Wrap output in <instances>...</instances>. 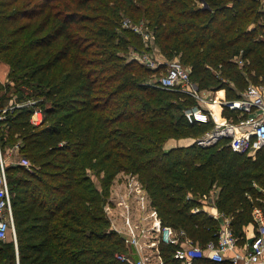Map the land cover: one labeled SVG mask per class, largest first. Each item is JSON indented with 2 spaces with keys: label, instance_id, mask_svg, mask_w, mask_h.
Masks as SVG:
<instances>
[{
  "label": "trees",
  "instance_id": "obj_1",
  "mask_svg": "<svg viewBox=\"0 0 264 264\" xmlns=\"http://www.w3.org/2000/svg\"><path fill=\"white\" fill-rule=\"evenodd\" d=\"M124 16L143 19L154 43L124 28ZM154 46L188 66L199 89L238 98L264 81V0H0V63L17 101H35L0 129L2 144L6 134L11 146L19 142L33 165L8 168L17 246L0 242V264H129L116 258L128 249L105 211L121 172L139 177L162 224L201 247L217 243L222 227L205 209L212 195L238 244L246 241L245 227L264 205V147L253 158L226 140L192 143L212 127L186 120L196 100L149 85L164 66L118 53ZM3 88L0 108L10 98ZM35 108L40 125L30 121ZM172 139L187 141L167 149ZM183 247V238L161 242L164 263L182 264L175 253Z\"/></svg>",
  "mask_w": 264,
  "mask_h": 264
},
{
  "label": "built area",
  "instance_id": "obj_2",
  "mask_svg": "<svg viewBox=\"0 0 264 264\" xmlns=\"http://www.w3.org/2000/svg\"><path fill=\"white\" fill-rule=\"evenodd\" d=\"M122 26L139 34L145 43H154V34L144 23H134L130 18L124 17ZM136 53L139 57L132 54L131 58L151 69L165 67L160 75L151 78L149 85L178 91L196 100L197 105L184 110L188 123H212L211 129L202 136L193 138L192 143L207 148L226 140V145L238 153H251L264 147V81L259 84L250 83L238 98H218L213 90L199 89L191 79V69L182 64L179 58L162 61L153 58L147 50ZM234 59L240 65L244 63L241 56ZM33 104L34 100L15 101L1 107L0 129L9 113L16 108ZM43 117V111L35 108L30 121L34 125H40ZM3 149L0 135V242L7 241L10 233L17 240L8 168L20 165L33 170V165L20 153L19 142L11 146L9 157H4ZM118 179V191H111L105 206L111 228L124 237L128 249L127 253L116 255L118 260L129 264H165L159 244H178L183 238L184 247L177 249L175 253L182 264H194L204 257L221 264L229 251L233 253L231 264H264V205L254 209L256 234L249 243L241 246L238 244V237L230 228V220L226 218L220 229L218 242L210 241L203 248L184 231H176L171 226L162 224L136 174L124 172L118 175Z\"/></svg>",
  "mask_w": 264,
  "mask_h": 264
},
{
  "label": "rangeland",
  "instance_id": "obj_3",
  "mask_svg": "<svg viewBox=\"0 0 264 264\" xmlns=\"http://www.w3.org/2000/svg\"><path fill=\"white\" fill-rule=\"evenodd\" d=\"M88 15H94V12H87ZM125 17V16H124ZM132 20V19H131ZM132 22L134 23H144V25H146V22L142 19L141 21H133ZM122 23V22H121ZM84 25H87V28L88 29H91V27L93 26L92 23H90L89 21L88 22H83ZM81 33L83 35H85L86 37H89L91 38L92 37V33L89 31V30H82ZM94 37V36H93ZM143 40V39H142ZM92 41L93 40H89ZM138 49V48H136ZM135 48H130L128 51H119L118 53L120 55H123L125 56L127 59H132L131 58V55L133 54L134 56H138L137 55V51H140L142 52V50L138 49L136 50ZM91 51L94 52V57H99L97 56L98 55V51H99V48L97 46V42H95V45L94 46H91ZM149 54L152 55L153 58H158V60H167L165 58V56L163 54H161L159 52V50L154 46V48L152 47L151 50H148L147 51ZM139 57V56H138ZM178 58V57H177ZM134 59V58H133ZM136 60V59H135ZM138 61V60H137ZM8 72H9V66L7 64H5L4 62H1L0 63V83L3 85V92H6V88L8 86H10V89L8 90L7 92V95H9V99L6 101V104L7 105H10V104H13L15 101H17V93L14 92V83L11 82L9 79H8ZM155 77V76H154ZM1 93V92H0ZM34 97V96H33ZM22 102V101H21ZM15 139H17V137L15 136L14 137ZM4 139H5V144H3V154H4V157H9V152H10V148H11V143L12 141H10V138H7V134L4 136ZM184 141H187V140H184V139H172L168 142V146H172V145H177V144H180V143H183ZM256 151H252L251 153H247L249 156H252L253 158L256 157ZM124 172H121L120 174H122ZM119 174V175H120ZM119 179H118V176L115 178V180L113 181L112 185H111V188H110V194H111V191H118V188H119ZM120 191V190H119ZM17 233V232H16ZM10 239V241L14 242L15 244V247L17 246V240L15 241L14 239V234L13 233H10L9 234V237H8V240Z\"/></svg>",
  "mask_w": 264,
  "mask_h": 264
},
{
  "label": "crops",
  "instance_id": "obj_4",
  "mask_svg": "<svg viewBox=\"0 0 264 264\" xmlns=\"http://www.w3.org/2000/svg\"><path fill=\"white\" fill-rule=\"evenodd\" d=\"M182 144H184V143H180V144L172 145V146H168V144H167V149H170L171 147L179 146ZM205 209L208 211V213L211 216L220 220L222 225L226 222V218L219 213L217 207L214 204V196L209 200L208 205L205 206ZM245 233H246V241L243 244L249 243L252 240V238L254 237V235L256 234V224H254V223L248 224L245 227ZM232 254L233 253L231 251H229L225 254V261H224L225 263L224 264H231L230 258L232 256ZM134 257H136V255Z\"/></svg>",
  "mask_w": 264,
  "mask_h": 264
}]
</instances>
